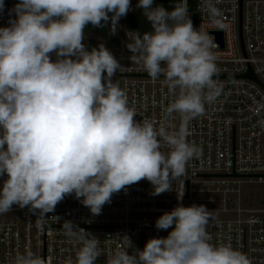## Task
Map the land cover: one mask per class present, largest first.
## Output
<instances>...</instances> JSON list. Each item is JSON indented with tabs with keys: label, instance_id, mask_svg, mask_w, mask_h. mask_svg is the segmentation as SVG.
Masks as SVG:
<instances>
[{
	"label": "clouds",
	"instance_id": "clouds-1",
	"mask_svg": "<svg viewBox=\"0 0 264 264\" xmlns=\"http://www.w3.org/2000/svg\"><path fill=\"white\" fill-rule=\"evenodd\" d=\"M217 2L201 0L208 21L195 28L187 0L172 10L138 0L151 31L127 33L130 59L153 81L162 78L173 96L157 125L135 119L136 109L113 79L123 66L105 44L89 51L82 42L88 24L110 22L115 35L131 0H19L10 10L16 18L0 27V177L7 175L0 188V215L13 205L27 207L40 227L49 219L60 221L46 214L74 195L98 216L114 194L141 180L150 182L153 196L174 191V182L181 180L175 192L182 201L181 178L202 152L188 140L189 123L223 91L208 32L209 26L228 27ZM213 219L214 210L203 204L178 203L155 222L157 230L172 228L166 237L150 238L142 250L129 254L132 241L122 235L124 246L106 264H252L230 244L210 242L207 226ZM62 229L78 246L75 262L68 257L62 264H96L100 239L71 220H64ZM13 264L50 261L26 249Z\"/></svg>",
	"mask_w": 264,
	"mask_h": 264
},
{
	"label": "built area",
	"instance_id": "built-area-1",
	"mask_svg": "<svg viewBox=\"0 0 264 264\" xmlns=\"http://www.w3.org/2000/svg\"><path fill=\"white\" fill-rule=\"evenodd\" d=\"M19 0H4L0 12V27L9 25L10 10ZM187 6L195 28L207 23L208 15L201 0ZM228 27H208L216 45L221 96L206 105L203 115L189 123L188 140L202 152L186 166L184 195L177 200L181 180L173 190L153 196V186L147 180L127 186L112 196L102 214L92 216L74 195L66 196L48 217L59 216L60 221L49 219L38 227L28 208L13 205L10 212L0 215V264H13L15 255L30 249L50 261L62 264L71 257L75 262L78 246L64 235L62 223L71 220L100 239L101 256L96 264H106L110 254L124 246L122 235L130 237L133 248L143 249L153 237H166L172 230H157L155 222L164 212L178 203L184 206L205 205L214 210V219L207 231L211 243L230 244L248 255L252 264H264V208L245 206L242 186L247 183L264 184V0H218ZM197 15L195 22L194 15ZM222 34V41L218 35ZM110 50V49H109ZM123 69L113 77L126 92L129 107L135 108L137 121L148 118L157 125L163 109L172 101L163 79L153 81L141 65L130 59L132 53L123 48L110 50ZM56 59L55 53L50 54ZM251 73L253 77H248ZM174 122L179 124V116ZM162 150L167 151V147ZM7 175L0 177V188Z\"/></svg>",
	"mask_w": 264,
	"mask_h": 264
},
{
	"label": "trees",
	"instance_id": "trees-1",
	"mask_svg": "<svg viewBox=\"0 0 264 264\" xmlns=\"http://www.w3.org/2000/svg\"><path fill=\"white\" fill-rule=\"evenodd\" d=\"M195 1L196 0H189V4H190L189 9L193 10L192 5H194ZM180 2L181 0H171V2L168 4H161V3H158L156 0H154L153 6L162 5L165 9L172 10L173 7ZM109 16H111V13H109ZM122 19L124 21V31L125 32L139 31L141 34H143L144 32L151 31L150 22L143 15V10L141 8L136 7L135 10L127 13V15L125 17H122ZM110 27H111L110 22L103 27H97L91 24H88L85 27L84 29L85 39L82 42L86 45L89 51H91V49L96 46H94L92 42L87 41L86 38L88 36H93V37H100L101 39H104V40H108L110 39ZM121 39L122 40L113 41L112 44L118 46V43L120 44L122 42L121 44L122 48L125 51H128L126 46L129 42L125 39L124 34L121 35Z\"/></svg>",
	"mask_w": 264,
	"mask_h": 264
},
{
	"label": "rangeland",
	"instance_id": "rangeland-1",
	"mask_svg": "<svg viewBox=\"0 0 264 264\" xmlns=\"http://www.w3.org/2000/svg\"><path fill=\"white\" fill-rule=\"evenodd\" d=\"M138 4V0H131V11L135 10ZM128 12V13H129ZM124 32V21L121 18L119 20V27L117 28L116 34L113 35L110 32V42L103 41L97 37H87V41L92 42L94 46H98L100 43H104L105 46L110 49H118V46L112 44L113 40L118 38L120 33ZM130 38V36H129ZM242 197L245 206L257 207V208H264V184L263 183H247L242 186Z\"/></svg>",
	"mask_w": 264,
	"mask_h": 264
},
{
	"label": "flooded vegetation",
	"instance_id": "flooded-vegetation-1",
	"mask_svg": "<svg viewBox=\"0 0 264 264\" xmlns=\"http://www.w3.org/2000/svg\"><path fill=\"white\" fill-rule=\"evenodd\" d=\"M127 33H128V32H125V31H124L123 33H120V34L118 35V38H117L116 40H122V39H121V35L124 34V35H125V39L130 43V42H131V39L129 38V35H127ZM88 37H92V36H88ZM97 38H100V37H97ZM86 39H87V38H86ZM100 39H101V38H100ZM102 40H103V41H109V42H110V39H108V40H104V39H102ZM113 41H115V40H113ZM121 44H122V42H121L120 44L118 43V47H119V48H122V45H121Z\"/></svg>",
	"mask_w": 264,
	"mask_h": 264
},
{
	"label": "water",
	"instance_id": "water-1",
	"mask_svg": "<svg viewBox=\"0 0 264 264\" xmlns=\"http://www.w3.org/2000/svg\"><path fill=\"white\" fill-rule=\"evenodd\" d=\"M158 3H161V4H168V3H170L171 2V0H156ZM194 20H195V22H196V20H197V15L195 14L194 15ZM218 35V38L222 41V34L221 33H219V34H217ZM248 77H253V75H251V73L248 75Z\"/></svg>",
	"mask_w": 264,
	"mask_h": 264
}]
</instances>
